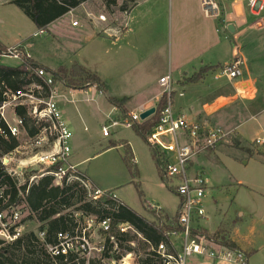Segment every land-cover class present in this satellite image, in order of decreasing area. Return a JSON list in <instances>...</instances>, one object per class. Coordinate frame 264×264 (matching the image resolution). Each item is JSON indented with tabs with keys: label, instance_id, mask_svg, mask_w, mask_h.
Wrapping results in <instances>:
<instances>
[{
	"label": "rangeland",
	"instance_id": "374dc122",
	"mask_svg": "<svg viewBox=\"0 0 264 264\" xmlns=\"http://www.w3.org/2000/svg\"><path fill=\"white\" fill-rule=\"evenodd\" d=\"M105 1L89 0L73 10L71 17L60 19L52 24L50 31L41 33L18 6L10 0H0V41L9 47L7 51L12 47H21L29 56L52 70L61 65L80 63L99 75L106 83L110 95L119 99L128 96L125 105L133 108L139 102L143 88L151 84L153 76L149 74L150 71L156 74L163 70L169 74L171 61L176 65L177 59L184 60L189 56L187 54L203 48L205 41L208 43L211 38L214 41L212 30L216 29V33L228 37L229 18L237 13L234 3L222 0L223 14L220 18H205L200 14L203 13L202 7L198 10L193 5V0H180L178 6L176 0H142L136 13L144 15L150 10L166 15L161 18L157 14L156 18L160 22L154 25L147 24L149 18H145L146 21L142 18V23L136 26L138 31L135 32L128 27L127 13L120 10L123 0H119L118 7L110 8ZM182 2L187 4L184 9L180 6ZM189 4L190 9L186 11ZM246 5L242 12L247 22L242 27L244 32L255 19L264 18V10L254 14ZM175 13H186L181 16L182 39L178 45L174 38ZM100 14H105L106 22L97 21L96 17ZM74 20L79 22L78 27L72 25ZM111 28H122L123 32L129 28V31L122 39L120 36L116 39L118 36ZM200 28L206 32L204 40L198 32ZM227 43L231 50L232 42L229 38ZM238 43H243V52L249 57L252 66L264 72V32H249ZM230 55L225 57L224 62L231 59ZM0 63L16 67L21 64V58L18 55L3 54ZM215 81L214 77L209 80L211 83ZM53 90H56L55 100L64 119L66 115L77 117L76 126H69L73 131L72 146L75 151L71 160H85L79 169L85 171L98 188L113 190L126 205L149 221L156 224L163 221L173 227V215L178 210L180 199L170 182L162 179V171L153 157L150 144L123 124L112 126L111 135L103 137L102 125L107 123V117L114 118L120 115V111L95 86L76 94L73 97L74 103L70 101V89L62 83L57 82ZM131 111L133 110L128 112ZM84 114L86 119L80 121V116ZM83 124L85 131L82 129ZM111 141H126L131 145L137 175L130 172L124 160V147H109ZM240 146L232 139L198 157L195 162V170L202 173L209 183L206 216L200 220V225L212 233L216 229L221 230L229 239L232 238L233 231L239 228L240 210L244 213V222L256 220L258 232L264 233V196L260 191L254 192L255 195L252 196L250 188L244 186L247 183L251 186L263 184L264 161L256 153L258 147L254 144L243 142ZM243 146L251 149L254 154H250ZM138 188L143 196H140ZM37 228V223L27 222L28 232L37 231ZM134 241L133 247L137 253L146 249L141 248V241ZM95 257L94 253L88 258ZM191 261L196 264H214L209 258L202 259L200 256L192 257ZM262 263L264 258L260 256H255L251 262ZM216 264L224 263L220 261Z\"/></svg>",
	"mask_w": 264,
	"mask_h": 264
},
{
	"label": "built area",
	"instance_id": "2783aa9c",
	"mask_svg": "<svg viewBox=\"0 0 264 264\" xmlns=\"http://www.w3.org/2000/svg\"><path fill=\"white\" fill-rule=\"evenodd\" d=\"M222 1L246 3L255 14L264 10V0ZM202 9L205 16L211 18H220L223 14L221 0H202ZM96 19L102 23L107 21L105 14H100ZM72 25L79 26V22L74 20ZM122 31V28L113 30L118 37ZM8 52L18 55L17 47L10 48ZM241 65L242 61L237 58L223 66L220 75L231 81L237 80L243 75ZM37 73L46 84L53 83V75L44 68H39ZM159 84L162 93L158 100L165 94L167 104L160 111L159 121L148 133L147 140L160 153L161 171L165 181L170 182L180 199L174 226L166 232L165 239L153 243L131 223L114 224L110 217L100 218L94 214L77 211L74 213L75 229L58 232L56 243L46 244L51 256L89 257L95 253L99 264H194L196 262L191 261L192 257L200 256L202 259L209 258L215 264L220 261L224 264H246L247 255L239 247L213 241L200 232L207 230L200 225V220L206 216L209 183L202 173H191V162L194 159L223 143H229L236 135L235 130L211 125L206 121L187 120L185 116L174 111L171 75L161 77ZM70 93L73 96L75 90ZM55 97L56 90H52L51 95L45 97L43 86L35 83L20 89L7 87L3 91L0 99V137L16 138L19 144L13 150L0 155V162L5 171L17 179L19 184H25L27 176L28 186L44 176H52L59 185L64 181H78L86 189L89 198L99 197L105 191L95 187L79 166L71 161L73 131L63 119ZM70 101L75 102L73 97ZM157 106V103L153 105L156 111ZM19 107L26 108L28 118L37 129L34 135H30L27 129L29 121L19 115ZM149 108L150 105L143 103L126 117L108 116L107 123L102 125L103 136L109 137L110 128L119 124L132 128L134 122L143 121L141 113ZM252 144L264 148V139L256 138ZM110 195L124 204L116 193L112 192ZM7 198L5 187H0V206L6 205ZM24 218L22 205L8 204L0 209V239L12 242L26 234L28 221ZM134 234L146 246V249L139 253L133 247L134 240L122 241L124 248L119 245L122 236ZM38 237L44 240V232H40Z\"/></svg>",
	"mask_w": 264,
	"mask_h": 264
},
{
	"label": "trees",
	"instance_id": "16d2710c",
	"mask_svg": "<svg viewBox=\"0 0 264 264\" xmlns=\"http://www.w3.org/2000/svg\"><path fill=\"white\" fill-rule=\"evenodd\" d=\"M87 1L89 0H13L11 3L18 6L39 30L44 31L47 30L52 22L77 9ZM135 3L136 0H123L120 10L130 11L135 6ZM105 4L108 8L118 7L119 0H106ZM20 48L17 47V54L21 58L19 66L12 67L0 63V99L7 87L20 89L34 83L43 86V96L45 97L51 95L57 82L62 83L67 88L87 90L95 86L99 91L107 92V85L99 75L88 70L80 63L75 62L71 66L61 65L56 70H52L31 58L24 49L21 50ZM7 49L0 41V57L3 54H10ZM39 68H44L53 75L52 84H46L44 79L38 75L37 70ZM214 69L215 67L213 66L203 67L198 73L189 78V81H200L210 70ZM108 101L120 110V118L128 115L129 110L125 105L128 98L119 99L110 96ZM166 104L167 95L164 94L158 103L157 111L154 115L133 124L132 129L147 143V135L158 123L160 111ZM18 113L29 121L27 129L30 135H34L37 129L28 118L26 108L19 107ZM18 144L19 141L16 138L4 139L0 137V155L13 150ZM118 145L125 149L124 160L130 172L133 175H137L138 170L131 145L126 141H111L109 147ZM242 148L246 149L245 147ZM152 149L153 157L159 169H161L160 153L154 147ZM246 150L250 154H254L251 149L247 148ZM256 153L264 157V148H258ZM82 173L88 177L85 171H82ZM28 179L29 177L27 176V182L19 184L17 179L11 177L5 171L0 162V187H5V193L8 196L6 205H1L0 209L5 208L8 204L22 205L25 213L24 220L38 224L37 231L27 232L12 242L0 239V264H99L98 257L90 259L86 256L77 255L53 257L46 249V244L56 243L58 232L75 229L76 220L74 213L77 211H82L85 214H94L100 218L110 217L114 224L118 222L131 223L153 243H158L165 239L166 232L172 228L163 221L157 224L149 221L125 203L118 202L110 195L113 192L111 190H105V193L99 197L89 198L86 189L78 181L72 183L64 181L59 185L55 183L52 176H44L28 186ZM162 179L165 181L164 176ZM138 191L140 196H143V192L139 188ZM163 214L165 215V213ZM164 215L162 216L164 217ZM40 232H44V240L38 237ZM200 232L205 233L213 241L237 247L236 243L229 239L221 230H216L213 233L209 230ZM136 239L138 240L135 234L122 236L119 239V245L124 248L122 241L130 242ZM140 245L142 249L146 248L143 243H140ZM125 248L130 249L128 246H125Z\"/></svg>",
	"mask_w": 264,
	"mask_h": 264
},
{
	"label": "crops",
	"instance_id": "0c3cea01",
	"mask_svg": "<svg viewBox=\"0 0 264 264\" xmlns=\"http://www.w3.org/2000/svg\"><path fill=\"white\" fill-rule=\"evenodd\" d=\"M11 1L13 0H10V2ZM179 1L180 0H176L177 6L179 4ZM141 2L142 0H136L135 6L127 12L126 18L128 20L127 22L129 23L128 27L132 28L133 31L135 30V32L138 31L136 29V26H138L139 23H142V18H149L150 20L147 22V24L149 25V23H152V25H154L160 22V19L156 18L157 14H160L161 18L162 16L164 17L166 15V13H153V11L150 10L144 14L145 16L143 15V13H136V10L139 8ZM192 3L198 10H201L202 0H193ZM234 4L237 13L230 16L228 27L230 25H233V29L235 30V32H231L228 28L229 36L225 37L220 33H216V29L212 30V33L214 34V41L213 38L209 39L208 43L205 41L203 48L198 49L197 52L195 50L193 53L187 54L189 56L184 60L177 59L175 63L176 65H173L171 61V64L169 65V69H171V71L168 72L169 75H171V79L173 77L174 80H172V86L174 89V111L180 115L185 116L189 121H206L211 125L222 126L226 129H234L236 135L233 137V139L238 142L240 146L243 145V142H248L250 145L256 138L264 139V72L261 69L252 66L249 57L243 52V43L242 45L238 43L239 41L243 40L244 35L249 32H264V18L255 19L253 22H251L246 28V33L244 32L245 29L243 30L242 28L247 24L246 19L243 17L242 13L246 4L244 5V3L240 2ZM180 6L181 9H184L187 4L185 2H182ZM189 9L190 4L186 11ZM183 14L186 13H175L176 17L174 38L177 45L182 39L181 30L183 29V24L181 21V16ZM200 14H203L205 18H211L205 16L204 12ZM72 15L73 13L71 12L65 14L63 17L52 22L48 26L47 30L44 31H50V27L53 23L59 21L64 17H71ZM129 28L124 30V32L122 31L120 39H122L127 34ZM111 30H114V28H111ZM199 30L201 31V33L200 31L198 32L202 35V39L204 40V38H206V32L203 31L202 28H200ZM39 31L41 33L44 32L43 30ZM171 36H173V29H171ZM227 38H229V40H231L232 42L231 50L229 48V43H227ZM116 39H119V37H117ZM222 50L223 53L221 52ZM205 54H207V56H205ZM227 55L228 57L230 55L231 59L226 63L224 62V60L226 59L225 57ZM236 58H239L242 61L241 67L243 70V75L239 79L231 81L227 77L221 76L219 74V70H221L223 66L231 63ZM206 66H213L215 67V69L210 70L200 81H189V78H191L194 74L198 73L203 67ZM149 74L153 76L152 80L150 81V86L147 85L143 88L139 96L140 100L133 106V108L129 107L128 104L126 105L129 111L135 110L140 104L143 103H147L151 107H153V105H156V103H159L160 100L158 99L160 98L162 93L159 79L165 75H168V73H165L162 70L156 74H154L153 71H150ZM212 77H214V79L216 80L215 83L209 82ZM68 89H70V91L75 90V94L73 96L70 93L71 98L82 91L73 88ZM101 93L107 98V100L108 97L112 96L109 94V91H107L106 93ZM113 107L115 108V106ZM117 110L120 111L119 109ZM85 119V114L80 116V121H84ZM64 120L70 127L76 126V116L73 117L66 115ZM82 129L84 131L86 130L84 124L82 125ZM73 153H75L74 149ZM202 155L203 154H201L200 156ZM206 157L208 158V156ZM261 158L264 161V157L262 156ZM196 159L191 162L192 174L198 173L195 170ZM84 161L85 160L72 161V163L78 165L79 168H81L80 166ZM88 178L91 180L89 175ZM91 182L95 186V183L92 180ZM244 186L246 188H250L252 196H254V192L257 191H260V194L264 196V182L263 184L256 183L255 186H251L247 183L244 184ZM176 213L173 216H175ZM239 218V228L233 231L232 238L230 239L234 241L237 247H239L247 255L246 264H251L255 256L264 258V233L262 234L260 231L258 232V229L256 227V220L252 219L251 222H244V213L241 210L239 211Z\"/></svg>",
	"mask_w": 264,
	"mask_h": 264
},
{
	"label": "water",
	"instance_id": "95a60500",
	"mask_svg": "<svg viewBox=\"0 0 264 264\" xmlns=\"http://www.w3.org/2000/svg\"><path fill=\"white\" fill-rule=\"evenodd\" d=\"M228 28L231 32H235V30L233 29V25H230ZM155 112H156V108L151 107L148 110H146L145 112L141 113V119L145 120V119L149 118L150 116L154 115Z\"/></svg>",
	"mask_w": 264,
	"mask_h": 264
}]
</instances>
